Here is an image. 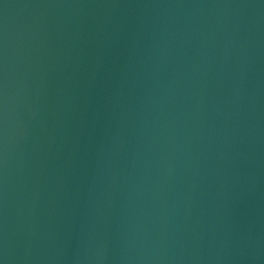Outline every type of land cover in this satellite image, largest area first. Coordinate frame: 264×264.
Returning <instances> with one entry per match:
<instances>
[{"label": "water", "instance_id": "obj_1", "mask_svg": "<svg viewBox=\"0 0 264 264\" xmlns=\"http://www.w3.org/2000/svg\"><path fill=\"white\" fill-rule=\"evenodd\" d=\"M0 264H264V0H0Z\"/></svg>", "mask_w": 264, "mask_h": 264}]
</instances>
